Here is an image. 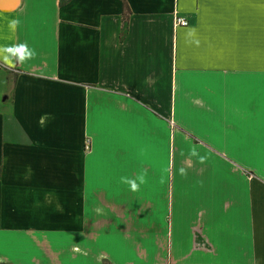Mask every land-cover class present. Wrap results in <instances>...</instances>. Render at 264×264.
<instances>
[{"label": "crops", "instance_id": "crops-1", "mask_svg": "<svg viewBox=\"0 0 264 264\" xmlns=\"http://www.w3.org/2000/svg\"><path fill=\"white\" fill-rule=\"evenodd\" d=\"M124 1H2L0 264H264V0Z\"/></svg>", "mask_w": 264, "mask_h": 264}, {"label": "clouds", "instance_id": "clouds-1", "mask_svg": "<svg viewBox=\"0 0 264 264\" xmlns=\"http://www.w3.org/2000/svg\"><path fill=\"white\" fill-rule=\"evenodd\" d=\"M21 21L19 19H13L9 21V29L12 32H15L19 27ZM187 38L189 42L195 44L197 47L200 45L201 41L197 36L195 29L187 33ZM37 56V52L34 48L30 47L27 41L14 43L11 45L0 46V62L3 64L15 68L17 64H24L25 62L34 59ZM191 155L198 156V152L195 148L191 150ZM200 161H204V157H199ZM181 175H186V170L184 168L180 169ZM147 169L142 170L137 173L136 176L127 177L122 176L120 178L121 183L129 185L131 191H139L140 185L146 183ZM98 213L101 212V209H97Z\"/></svg>", "mask_w": 264, "mask_h": 264}, {"label": "trees", "instance_id": "trees-1", "mask_svg": "<svg viewBox=\"0 0 264 264\" xmlns=\"http://www.w3.org/2000/svg\"><path fill=\"white\" fill-rule=\"evenodd\" d=\"M67 1L68 0H59V4L60 5H63ZM122 4H123V9H122V23H123V25H125L128 22V19H129L130 9H129L128 5L126 4V2L124 0H122Z\"/></svg>", "mask_w": 264, "mask_h": 264}, {"label": "built area", "instance_id": "built-area-1", "mask_svg": "<svg viewBox=\"0 0 264 264\" xmlns=\"http://www.w3.org/2000/svg\"><path fill=\"white\" fill-rule=\"evenodd\" d=\"M175 24L185 26L187 24V20L183 17H176L175 18ZM85 150H90V141L86 140L84 145Z\"/></svg>", "mask_w": 264, "mask_h": 264}, {"label": "water", "instance_id": "water-1", "mask_svg": "<svg viewBox=\"0 0 264 264\" xmlns=\"http://www.w3.org/2000/svg\"><path fill=\"white\" fill-rule=\"evenodd\" d=\"M2 1H3V0H0V9L5 8V7H3V5H2ZM16 3H17V0H14V3L12 4V7H9V8H13V7H15ZM6 8H7V6H6Z\"/></svg>", "mask_w": 264, "mask_h": 264}]
</instances>
